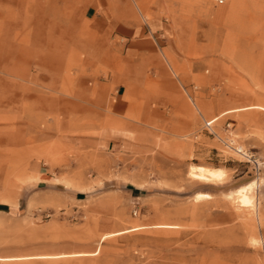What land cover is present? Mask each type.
Wrapping results in <instances>:
<instances>
[{
	"label": "rangeland",
	"instance_id": "1",
	"mask_svg": "<svg viewBox=\"0 0 264 264\" xmlns=\"http://www.w3.org/2000/svg\"><path fill=\"white\" fill-rule=\"evenodd\" d=\"M231 3L0 0V264H264V0Z\"/></svg>",
	"mask_w": 264,
	"mask_h": 264
},
{
	"label": "bare ground",
	"instance_id": "2",
	"mask_svg": "<svg viewBox=\"0 0 264 264\" xmlns=\"http://www.w3.org/2000/svg\"><path fill=\"white\" fill-rule=\"evenodd\" d=\"M260 109H264V108H260ZM189 176L192 179L203 182H220L223 180L225 176V172L222 169H217V168H207L204 166H191L189 170ZM253 187L254 184H250L248 186L239 188L238 190H236L231 194L234 197L232 198L235 200L239 208L244 210L245 209L252 210L255 208V197L253 195ZM204 197H205L204 194L198 193L195 195L194 198L195 200H200Z\"/></svg>",
	"mask_w": 264,
	"mask_h": 264
},
{
	"label": "crops",
	"instance_id": "3",
	"mask_svg": "<svg viewBox=\"0 0 264 264\" xmlns=\"http://www.w3.org/2000/svg\"><path fill=\"white\" fill-rule=\"evenodd\" d=\"M232 4V3H231ZM241 4V0H239V3L236 5L232 4V7H238ZM87 15V13H86ZM135 25H132L131 23H128V21H120L116 24L117 26V35L118 37L125 40V49L131 52H137L142 54L143 52H148L154 50L153 40L154 44L158 45L156 43V39L160 38V35H157V30L154 26H152V31H149V34L152 37V41H150L147 37V34L143 27L137 24V21H135ZM130 232V231H128ZM60 255V254H59ZM56 255H51L50 258L55 257ZM59 258V257H55ZM10 260L19 259V258H8ZM5 261V260H4Z\"/></svg>",
	"mask_w": 264,
	"mask_h": 264
},
{
	"label": "built area",
	"instance_id": "4",
	"mask_svg": "<svg viewBox=\"0 0 264 264\" xmlns=\"http://www.w3.org/2000/svg\"><path fill=\"white\" fill-rule=\"evenodd\" d=\"M224 2V0H218L219 4H222Z\"/></svg>",
	"mask_w": 264,
	"mask_h": 264
}]
</instances>
